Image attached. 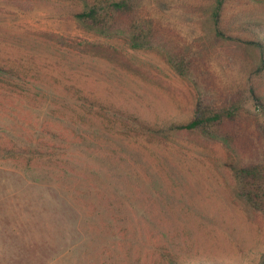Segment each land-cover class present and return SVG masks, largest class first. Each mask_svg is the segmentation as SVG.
<instances>
[{
  "label": "rangeland",
  "instance_id": "1",
  "mask_svg": "<svg viewBox=\"0 0 264 264\" xmlns=\"http://www.w3.org/2000/svg\"><path fill=\"white\" fill-rule=\"evenodd\" d=\"M143 2L174 42L210 41L214 0ZM83 9L0 0V264H261L264 212L237 196L229 165L264 157L250 94L264 104V68L244 42L264 43V0H223L228 40L198 55L210 89L250 95L232 144L156 137L135 159L116 155L113 114L185 123L198 90L163 49L84 30L73 18Z\"/></svg>",
  "mask_w": 264,
  "mask_h": 264
},
{
  "label": "trees",
  "instance_id": "2",
  "mask_svg": "<svg viewBox=\"0 0 264 264\" xmlns=\"http://www.w3.org/2000/svg\"><path fill=\"white\" fill-rule=\"evenodd\" d=\"M82 1L83 11L74 14L73 18L84 30L104 38L122 37L133 50H151L155 46L163 49L170 67L179 76L193 80L199 93L193 117L185 123H173L167 127L155 128L142 123L137 118L114 113L115 119L120 121L113 122L111 129L117 141L116 155L135 159L144 151L151 150L147 143L151 139L158 137L163 140H175L193 132L218 140L226 147L232 144L233 139L238 136L237 130L232 126L239 124L246 117L244 114L251 113L244 101V98L250 95L242 86L231 91L214 92L206 79H199L203 73H199L202 68H200L201 64L198 65L204 60V58L198 59V55L204 49H208V44L212 48L227 39L221 30L223 0H214L210 14V41L195 39L183 45L172 40L174 30L163 23V17L145 16L143 0ZM234 40L240 39L234 38ZM244 42L256 50L261 67L264 68V43ZM202 64L206 66L205 63ZM250 94L258 100L264 114V104L253 91H250ZM260 128L262 126L258 124L256 131L254 130L259 135ZM229 170L236 183L237 196L255 209L264 212V157L252 160L238 157L235 163L229 165ZM131 176L132 174L128 172L127 177ZM168 262L177 264L172 260ZM261 264H264V257Z\"/></svg>",
  "mask_w": 264,
  "mask_h": 264
}]
</instances>
